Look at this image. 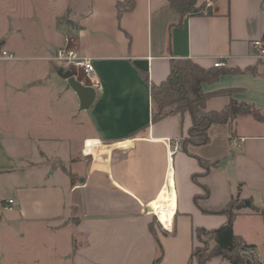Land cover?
<instances>
[{
	"label": "crops",
	"instance_id": "obj_1",
	"mask_svg": "<svg viewBox=\"0 0 264 264\" xmlns=\"http://www.w3.org/2000/svg\"><path fill=\"white\" fill-rule=\"evenodd\" d=\"M122 1L0 0V54L15 58L0 60V264H154L160 244L161 264H188L196 231L224 225L233 197L264 208V124L249 113L264 116V59L252 45L264 41V0H212L181 24L168 0H135L119 15ZM66 48L93 61L91 79L53 60ZM174 59L256 74L202 84L235 90L205 110L233 98L250 111L170 157L192 117L153 122L151 84ZM170 185L176 210L157 222L151 204ZM233 229L264 264V218L245 208Z\"/></svg>",
	"mask_w": 264,
	"mask_h": 264
},
{
	"label": "trees",
	"instance_id": "obj_2",
	"mask_svg": "<svg viewBox=\"0 0 264 264\" xmlns=\"http://www.w3.org/2000/svg\"><path fill=\"white\" fill-rule=\"evenodd\" d=\"M177 8L181 14V21L186 17L201 16L206 14L207 5L203 3L197 6L199 0H168ZM135 5V0H123L118 3L119 15L130 11ZM256 74L251 68L245 72L231 71L225 68H204L191 59H174L171 61V71L167 79L159 84H151V96L153 104V122H158L169 116L176 114L190 113L192 126L186 136L181 139V150L189 152L190 146H203L209 143V130L214 125H232L242 114L243 108L247 105L231 99L229 104L222 110H205L206 102L209 98L218 94L232 95L235 90L218 93H204L202 84H212L225 74ZM145 78L148 79L147 74ZM254 119L264 124V116L258 111H250ZM219 161L208 165L207 168L217 166ZM245 208H250L253 212L260 214L264 218V208L254 205H247V201L240 199V196L233 197L220 212L228 218L227 222L215 230L199 229L196 231L197 240L201 235H206L213 243L200 249L194 248L192 257L188 264H193L197 260L200 264H207L213 258L221 257L229 264H263L256 254L250 253L252 245H247L243 238L235 235L234 222L239 212ZM155 219L158 221V217ZM155 233L154 224L151 226ZM161 254L154 264H161L163 259V249L160 244ZM249 254L244 257L243 254Z\"/></svg>",
	"mask_w": 264,
	"mask_h": 264
},
{
	"label": "built area",
	"instance_id": "obj_3",
	"mask_svg": "<svg viewBox=\"0 0 264 264\" xmlns=\"http://www.w3.org/2000/svg\"><path fill=\"white\" fill-rule=\"evenodd\" d=\"M212 0H206L207 3V9L206 14L209 13V7ZM256 55L259 59H264V41L263 39L256 40L252 43ZM14 56L7 51H2L0 54V60H14ZM53 60L61 67L74 69L82 71V73L88 77L89 79L92 78V75L95 72V67L93 64V61L88 58L81 57L75 49H63L60 50L57 55L53 58ZM226 66V63L223 60H218L215 62L214 67L215 68H224ZM97 85V83H94ZM179 151H181V139H176L174 141H170V148H169V156L173 157L175 156ZM9 205H13L14 201L9 200ZM153 213V211H151ZM156 216V215H155ZM157 218V217H156ZM163 227V226H162ZM164 228V227H163ZM250 253H254V251L251 249L249 251Z\"/></svg>",
	"mask_w": 264,
	"mask_h": 264
},
{
	"label": "bare ground",
	"instance_id": "obj_4",
	"mask_svg": "<svg viewBox=\"0 0 264 264\" xmlns=\"http://www.w3.org/2000/svg\"><path fill=\"white\" fill-rule=\"evenodd\" d=\"M94 151L95 148L93 149L92 147V151L90 150L89 153ZM171 185L158 200L151 204V210L157 217H169L173 215L176 210L175 192Z\"/></svg>",
	"mask_w": 264,
	"mask_h": 264
},
{
	"label": "rangeland",
	"instance_id": "obj_5",
	"mask_svg": "<svg viewBox=\"0 0 264 264\" xmlns=\"http://www.w3.org/2000/svg\"><path fill=\"white\" fill-rule=\"evenodd\" d=\"M73 70H76V71H79V73L81 75H83L82 71L80 70H77L76 68H74ZM247 130H251V127L249 126H246ZM1 239V238H0ZM0 243H1V240H0ZM17 245H18V241L17 240H14V244H13V247H15V249H18L17 248ZM213 243L211 242V240L208 238V236L206 235H201L199 240H198V248L200 249H204L206 246L210 247L212 246ZM15 264H18L17 262H15Z\"/></svg>",
	"mask_w": 264,
	"mask_h": 264
},
{
	"label": "water",
	"instance_id": "obj_6",
	"mask_svg": "<svg viewBox=\"0 0 264 264\" xmlns=\"http://www.w3.org/2000/svg\"><path fill=\"white\" fill-rule=\"evenodd\" d=\"M249 111H250V108H249V107H245V108H243V113H247V112H249ZM247 205L249 206V203H247ZM150 211H152V210L150 209ZM243 256H244V257H249V254L244 253Z\"/></svg>",
	"mask_w": 264,
	"mask_h": 264
}]
</instances>
